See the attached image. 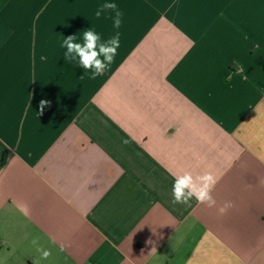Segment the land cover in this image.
<instances>
[{
    "label": "crops",
    "instance_id": "crops-1",
    "mask_svg": "<svg viewBox=\"0 0 264 264\" xmlns=\"http://www.w3.org/2000/svg\"><path fill=\"white\" fill-rule=\"evenodd\" d=\"M87 30L120 36L96 79ZM34 261L264 264V0H0V264Z\"/></svg>",
    "mask_w": 264,
    "mask_h": 264
},
{
    "label": "clouds",
    "instance_id": "clouds-1",
    "mask_svg": "<svg viewBox=\"0 0 264 264\" xmlns=\"http://www.w3.org/2000/svg\"><path fill=\"white\" fill-rule=\"evenodd\" d=\"M103 8H112L115 10L117 6L113 3H105ZM100 11L96 12V17L99 18ZM117 17L121 15L119 11L116 13ZM121 21L116 19L114 21V27L119 28ZM100 37L92 30L84 32V43H74V36H69L64 40V44L67 46V53H65V59L69 58L71 53H75L79 57L80 66L87 69H94L91 74L92 79H96L102 75L110 65L114 62V58L117 55V49L120 47V36L117 33L116 36L110 39L109 46L100 45L99 51H97V41ZM103 55L102 61L98 57ZM48 101L41 100L40 111ZM217 183V177L211 172H205L202 175H196L195 177L191 172H185L183 175L174 178L172 186V201L175 204L189 205V200L195 197L198 204H205L207 207L212 208L216 206V200L212 197L211 193ZM233 205L231 202H226L222 207L218 209L220 214H224ZM26 215L28 212L27 205H24L21 209ZM40 237L36 236L32 239L31 244L36 247V251L41 253V259H48L51 255L50 250H45L39 245ZM63 250V249H61ZM34 264L38 262L34 261Z\"/></svg>",
    "mask_w": 264,
    "mask_h": 264
}]
</instances>
